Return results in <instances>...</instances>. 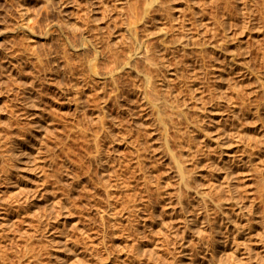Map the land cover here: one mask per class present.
<instances>
[{"label":"rangeland","instance_id":"1","mask_svg":"<svg viewBox=\"0 0 264 264\" xmlns=\"http://www.w3.org/2000/svg\"><path fill=\"white\" fill-rule=\"evenodd\" d=\"M120 1L0 0V264H264V200L261 199V193L264 192L263 127L262 132L259 133H262V135L258 136L257 140L254 139L256 142L253 143V151H261L262 158L254 162L253 165L244 162L247 168L244 172L235 174L230 180V191L222 190L223 202L226 204L227 201L231 203L230 196L234 194L236 195V202H238L237 205L243 207L240 212H236L238 210L236 209L237 205L230 206L227 212L230 219L213 209H210V211L207 209L206 212L204 206L206 203L199 201L196 195L191 192L186 194L182 204L175 198L176 194L180 192L175 164L168 159L166 152L161 151L160 145L163 143V137L160 126L156 125L158 122L156 115L149 108L148 110L147 107L142 106L143 102L139 99V95L133 94L136 98L132 97V94V96L121 97L118 100L121 107L118 105V109L114 107L108 109L109 114L112 112L111 117L113 116L114 124L117 126L113 124L110 127L112 134L109 138L108 135H102L100 138L103 140L98 138V141L101 140L98 142L99 145L105 142L106 146L103 143L104 146L101 145L96 148L92 142L95 139L93 135L98 129V122L96 121L98 112L92 108L95 106L92 99H95V101L100 100L98 99L100 95H97L98 97L95 95L99 93L97 88L100 87V83L98 81L95 82L96 84L94 82H87V84L80 82L77 84H80V87L77 85V87L72 86L74 81H80L81 74L77 71L76 74L74 73V77L66 62L70 59L77 66L81 61H84L88 57L87 53L90 54V50L80 46L81 36L85 34L90 39L94 38L97 33H100V29L101 32L104 29L97 26L105 25L106 27L111 17H114L115 20L114 18L109 20L112 25L108 23L104 33L109 39H115L114 34L111 32L112 29H109L114 22L121 21L118 24H122L125 20L119 19L123 17L118 14ZM142 1L131 0V2L139 4ZM197 1L190 0L188 3V0H173L172 2L173 10L176 11L171 10L174 13L172 18L177 16V20L174 21V24L177 25H175L176 28H179L181 21H185L182 23L186 27L183 31L180 30L181 34L183 32L185 35L183 39L186 38L187 40L189 34L191 36L188 38L194 37V42L201 41L197 37L198 32L200 33L198 36L203 37L200 25L194 27V24H189L188 14L190 15V13L187 12L193 5L197 8L193 10L198 12L201 9V4H203L202 9L206 7V15L203 17L204 19L207 17L209 20H203L210 27L211 15L214 14L215 17L218 16L216 18L223 19L227 11L226 6L230 15L233 12L231 16L233 19L230 20L231 26H229V23L227 24L229 28L225 25V29L228 28V31L220 30L221 26L218 25L219 36L217 37L219 38H213L212 40L209 38L210 34L208 32L207 37L209 40L207 37L204 40L208 45L204 44L207 48H204L203 44H196L199 45L198 47L203 46L204 50L207 49L206 52L204 51L205 53L202 51L204 60L202 58L200 60V57H197V54L193 51L195 56L190 50L195 47V44L191 43L193 38L188 39L190 43L187 45H190L191 48L190 46L186 47L187 54L184 53V57L180 53L186 64L184 63L183 67L181 62V67L178 68L183 69V72L188 70L187 73L189 74L192 73L191 70L196 69L194 72H197L198 77H203L202 80L205 77L204 83H202L203 91L208 92L214 81L213 71L217 73L216 71L221 70L222 66L223 69L225 68L224 61H222L224 59H221L224 53H235L236 57L240 59L244 57L243 55L249 49L250 51H248L246 57L250 63L252 62L250 67L254 69V72L263 76L264 59L260 58L256 52L264 48V20L256 19L254 21V19L251 23L246 21L251 16H248L247 11H244V15L241 11L245 0ZM104 2L110 5L109 8L106 9ZM262 2L264 3V0ZM187 3L192 6L186 8L189 6ZM112 5L115 9L110 10L113 7ZM104 7L105 10H103ZM115 12L118 13L115 14ZM182 12L187 16L185 14H183L184 17L181 16ZM101 14L107 18L110 16V18H102ZM114 14L117 16L115 17ZM187 17L189 22L186 20ZM160 22L159 20L154 21L153 24L156 23V25L151 24L152 28L154 27L159 31L160 27H169L168 24L162 26ZM58 23H66L75 27L76 30L73 27L75 37L72 35L70 37L72 36L71 39L76 41V48H69L64 35L67 31L61 33L57 29ZM168 23L172 22L169 21ZM247 23L248 28L246 27ZM28 25L30 26V32L26 28V26L29 27ZM257 26L261 27L258 28ZM48 28L49 30H47ZM98 28L100 29L97 31ZM107 28L108 31H106ZM189 28H191L190 31H188ZM193 28L197 30L195 31ZM154 29H152L154 32L151 31L153 33L150 36V41L156 42L158 37L161 36V33H159L161 31L157 33ZM222 31H224V36ZM48 32L49 34L46 35ZM191 32H194V34ZM109 35L112 37H109ZM225 36L226 38H223ZM216 39H225L226 42L224 40H221V42H224L225 46H229L228 50L214 52L211 46L216 42ZM210 41L212 42L210 43ZM238 46L246 50L245 53L240 55V51L243 52V50ZM236 48L239 53H237ZM236 50L237 52H234ZM171 59H169L168 65L171 63L170 66L174 64V67L170 68L169 66V70L167 69L168 71H165L164 74L168 76L166 78L167 82V79L172 78V80L169 79V84L173 83L174 87L171 86L170 90L173 91L176 88L173 91V94H176L177 87H179L176 84L177 72L174 71L176 63L175 59ZM190 66L195 67L191 68ZM201 67H205L209 71ZM233 76L237 77L236 80L243 79L245 90L246 88L252 90L249 94L251 96H249L250 100L248 99L251 106L260 101L262 92L258 90L256 84L247 75H240V78L236 74ZM173 77L176 79L173 80ZM124 78L128 79V76L124 75ZM204 88L207 90H204ZM78 90L82 91L78 95L83 99L86 97L85 99L90 100V103L87 101L89 104L85 105L87 114H83L81 110L75 107L76 101L74 102V100L78 97L75 92ZM179 94L184 95L185 102L188 100L186 104L190 105L189 109L194 108L196 103L201 104L193 99L191 102L186 90L182 89V93L179 92ZM179 94L177 95L179 96ZM202 94L207 96V93ZM89 95L91 97H88ZM131 98L134 99V104ZM207 99L208 102H206ZM135 101L140 103H135ZM210 102L207 96L202 104L209 108ZM126 104H130V106L128 107ZM138 105L142 106L143 109H140ZM136 107H138L137 110ZM128 108L131 110L129 111ZM114 109L115 113L118 112V115L116 113L118 118L115 115L116 119L114 117L115 113H113ZM120 109L121 111H119ZM144 109L146 110L144 111ZM189 109L187 110L191 115L193 110ZM135 112H137L136 115ZM146 112L149 115L145 119ZM125 113L126 115H124ZM121 114L122 117H120ZM92 116H95V120ZM208 116H202L203 119L200 121L202 123L200 125L207 130L213 126L214 122ZM90 119L92 120L90 121ZM152 120L153 122L156 121L154 122L155 125ZM140 121L144 122V125H148L143 127V130L141 127L144 125ZM94 123L97 124V129L94 127L95 125L93 126ZM134 124L141 125V127L138 128ZM83 126H85V129L87 128L84 129L85 131L82 129ZM91 129L95 130L92 131L93 138L91 137ZM138 129L140 130L138 131ZM144 130L145 132H142ZM137 132H140L143 137L142 141L144 143L140 146L134 138ZM169 133L171 135L173 131L170 129ZM246 133L251 137H256L255 134L258 131L249 128ZM131 135L134 139L131 138ZM249 136L233 142L229 148L230 152H234L237 158L243 154ZM144 140L147 142L145 143ZM144 145H146V149H143ZM192 145L194 148L201 147L202 152H210L209 149H212L209 144L208 147L204 145V140L199 135L192 139ZM171 146L173 147V145ZM176 147L177 145H174V149H177ZM137 149L139 153L143 151L144 156H142V153L140 154H142V158L144 157L142 159L144 169L139 168L140 166L138 167L136 162ZM105 156L107 157L104 158ZM222 156H224V153H221ZM196 158L199 159V162L202 160L199 167L191 166V170H197L200 175L197 177V188L206 192H215L216 190L211 188L212 185L209 182L211 171H208V159L206 160V156L201 157L199 153L196 154ZM103 163L106 167L102 165ZM229 164L231 163L226 161L225 166ZM137 167L138 171L136 170ZM146 170L148 171L144 178L143 171L146 172ZM133 174L135 175L132 176ZM146 176L148 177L146 178ZM145 181L147 182L145 183ZM158 183H160V186H158ZM134 190L136 193L132 192ZM126 203H128L127 206ZM227 205H225L226 208ZM226 208L224 209L226 210ZM235 214H237V217H235ZM232 219L246 222L243 227L245 228L244 231L238 233L237 242H239V245L236 251L231 252L229 246H224V248L221 247V251L218 252L216 257H210V249L215 244L213 239L219 235L223 236L227 231L223 228V224H232ZM219 222L222 227L221 230H217Z\"/></svg>","mask_w":264,"mask_h":264},{"label":"bare ground","instance_id":"2","mask_svg":"<svg viewBox=\"0 0 264 264\" xmlns=\"http://www.w3.org/2000/svg\"><path fill=\"white\" fill-rule=\"evenodd\" d=\"M189 1L190 0H188V3H189ZM245 1H244V3L242 2L243 7H241V8L243 10H241V11L243 12V15H244V11H247V13H249L248 16L249 17L251 16L248 20L246 19V21H248V23L249 22L251 23V21L254 19H255L254 21H256V19H263L264 20V3L262 2V0H245ZM120 2L121 3L118 4V6H120L119 7V9H120L119 13L115 12V14L116 13L120 14V17L121 16H123V17H121L119 19L120 20L125 19V20H123L122 24H118L121 21H119L118 23L114 22L113 26L109 29V30L112 29L111 32L114 34L113 36L115 39L114 40L109 39L108 36L105 35V33H104L105 32L104 29L106 27H108L107 26L108 23L110 24L109 20L112 18V17L110 18V16L108 15L109 16L108 18H110V19L108 20L106 27H105V25L104 26L103 25L97 26L100 28L103 27L104 28V29H102L103 32H101L100 31L101 29L98 28L96 30L98 31L100 29L99 30L100 33H97V34L95 33L96 35L94 38L92 37V39H90V37L88 38L87 37L88 35L85 36V34L82 35L80 38V41H79V43L81 44L80 46H82V48L84 47L85 49L87 48V50L88 49L90 50V54L86 52L88 54V57L86 59H84V57H83L84 61H81V63L77 66L70 59L69 60L67 59L68 61L66 62L68 68L71 70L70 71L71 74H73L74 77H75V74L77 73V71H78V73L81 74L80 81H77V82L74 81V84H72V86L73 85L76 86L80 82L81 83L83 82V84H87V82H89V83L94 82V84H96L95 82L98 81L100 83V87L97 85V87H99V88H97V89H99V93L95 94L96 96L100 95V98H98L100 100L95 101V99L90 98V99H92L93 103L95 102V104H94L95 106L92 107L93 110L98 112L97 114L95 112L96 121L98 122V125L95 123L93 124V126L95 125L94 127H96V125H97L98 129L96 127L97 130L93 135L95 137V139H94V141L92 140V142L94 143L96 148H98L103 143L105 144V142L102 141L103 143L101 145H99L98 142H100L101 140L98 141L99 140L98 138L102 137V135H105V136L108 135V138H109V136H111L110 134H112L110 127L115 123L114 122L115 120L113 121L114 118H112L113 116L111 117L112 112H110V114H109L108 109L110 110V107L111 108L114 107V108L118 109L119 106L121 105V104L120 105L118 104V102H119L118 100L121 97L122 98L127 97V95L129 96L131 94L132 95L133 94L139 95L140 96L139 99H141L143 102L142 106L145 108L147 107L146 109L149 108L150 111L155 113L154 115H156V119L158 121L156 123V125L158 124L160 126L159 128H161L160 130L162 131L161 134L163 137V143H161V145H160L161 151L163 150L164 152H166L168 154V159L172 160L175 164L176 171L178 174V184H179V190H180V192L176 194L177 196L175 198L179 201L180 204H182V202L185 199L186 194L191 192V193L196 195V198L199 201L201 200V201H203V203H206V204H204V206L206 207V212H207V209H209V211H210V209H213L216 212L218 211V213H220V214L222 213V214L226 215L225 217L227 219H230V217L227 216V212L230 209V206H234V204L237 205L238 202H236V199H235L236 195L233 194L230 196V199L232 200V201H230L231 203H229L227 201V204H228L227 205L225 202H223L222 190L226 189L227 191H230V186H231L230 180L234 177L235 174L236 175L240 174V173L244 172L245 169L247 168L244 165V162L245 163L247 162L248 164L253 165L254 162H256L257 160L259 161L263 156L261 151H259V150L257 152L253 151V148H254L253 143L256 142L254 139L257 140V137L262 135V133L261 134H259V133L262 132V130H263L262 127L264 128V75L262 76L261 74L254 72L253 71L254 69L250 67L251 66L250 64L252 62L250 63L246 57V54L248 55V51H250L249 49L247 50V53L245 55H243L244 57L240 56L241 57L240 59H238L236 57L235 53H227L226 52V53H224V56L221 54L223 56V58L221 57V59H224L222 61H224L225 68L223 69V66L221 65L222 68H221V70L218 69L219 71H216L217 73H215V71H213V73L211 72L212 74H214V77H213L214 81L212 80L213 83L211 84V87L210 88L208 87L209 88L208 92L203 91V84L202 83H204L203 80L205 79V77L203 80H202L203 77L202 78L200 76L198 77L196 75L197 72L196 73L194 72L196 69L191 70L192 73L189 74V73H187L188 70H187V72H183L182 71L183 69L180 70L178 67L180 66L181 62H182V65L185 63L183 60V57L185 55L184 53L187 54V52H186L187 48L186 47L190 46V45H187L190 43L189 42L190 40H188V39L193 38L192 39L193 41H191V43L193 45L195 44V47L193 46L194 48H192L190 50L192 52L194 51L197 54V57L198 56L200 57L199 58L200 60H201V58H202V60H204L203 52L204 51L206 52L207 49L204 50L202 48L203 46L198 47L199 45H196V44L199 43L200 45H202V44L206 45L204 40L208 36L207 35L208 32L210 34L209 38H211L212 40H213V38H219V37H217V36H219L218 35L219 34L218 25L222 27V28L220 27V30L223 29V30L228 31L227 29L229 27L227 26V24L228 23L230 24V20L232 18L231 16H232L233 12L230 15V12H228V8L226 6L227 11L225 12V16L223 19L222 18H216L218 16L215 17L214 14L211 15V27H210L209 24L204 22L205 19L209 20V18L206 17L204 19V17H203L204 15H206L205 11H207V10H205L206 9L205 6H204L205 8H203L204 10L202 9L203 4H201V6H200L201 9L199 7V9H200L199 12L196 10H193L194 8H196V7H193L194 5L192 6L190 4L192 6V7H190V5L187 3V5H189V6H187V7H186V5L183 6L184 8L185 7L191 8V9L190 8L188 9V12L186 11L187 13H190V15L188 14L190 22L188 20V17L186 19V20H188L187 22H189L190 25L194 24V27H197V25L201 26V30H202L201 33H203V37L198 36L200 34L198 32L197 37H199L201 39V41H198V42L195 41L194 42V37L188 38L189 36H191L189 34L187 36V40H186V38L183 39V37L185 35L183 34V32L181 34L180 30L183 31L184 28L186 27V25L183 24L185 21L184 22L179 21L180 26H179V28H176L177 25L174 24V21L177 20V16H175L176 19H175V17L172 18V16L174 15V13H172V11L173 12L175 11V10H173L174 7L172 6L173 0H143L142 3H140V4L137 2L133 3V2H131V0H122ZM197 2L199 3V1H197ZM102 3H103V1L101 2V4ZM106 4H108V3L104 2V6L107 9V8H109L108 6H110V5L109 4L106 5ZM105 7L103 8V10H105ZM113 7L110 10L115 9V7L114 8ZM98 8H99V6H98ZM116 8H118V7H116ZM181 9L182 8H180V10ZM223 9H224V5H223ZM96 10H98V9H96ZM100 10H101V8H100ZM103 10H102V13H103ZM117 10H114V11H117ZM180 10H178V11H180ZM93 11H94V9H93ZM107 11H109V10H107ZM107 11H105V12H107ZM181 11H183V10H181ZM92 13H94V12H92ZM109 13H110V11H109ZM109 13H107V14H109ZM115 14H114V16L116 17L117 15H115ZM183 14H185V13L182 12L181 16L184 17ZM210 14H212V13H210ZM210 14H208V15H210ZM245 14H246V12H245ZM101 15L103 16V14H101ZM185 15L187 16V14H185ZM252 15H253V17H252ZM111 16H113V15H111ZM102 18H107V17L103 16ZM219 19H222V20H219ZM114 20H115V18H114ZM156 20H159V22L161 21L160 23L162 24V26H164L163 24H166V25L168 24L169 27L168 28L157 27V28H159V31H161V32H159L155 28L157 33L158 32L161 33V36H159L158 40H156V42H154V41H150V36L154 32L152 30V29H154V27L152 28L151 24H153V22ZM166 20H169L172 23H168L169 21L166 23L165 22ZM263 20H261V22H263ZM244 22H245V20H244ZM248 23L246 24V27L248 26ZM110 25H112V24H110ZM154 25H156V23L153 24V26ZM207 25H209V26H207ZM225 25H226V27H228L227 29H225ZM263 25H261V26H263ZM229 26H231V24ZM23 27H25V26H23ZM57 27H58L57 29L61 33L64 31H67V33L65 32V34H64L66 37L65 39H66L67 45L69 46V48L74 49V47L76 46V41L71 39V37L72 36L75 37V33H74L76 30L75 27L68 25L66 23H64V24L58 23ZM73 27L75 30L73 29ZM95 27H94V29H95ZM190 27H192V26H190ZM257 27L260 28L259 26H257ZM26 28L28 29L29 32L31 31L30 26L29 27L26 26ZM180 28H182V29H180ZM190 29L191 28H189L188 31H190ZM194 29L195 28H193V30ZM47 30H49V28ZM186 30L187 29H185V31ZM196 30L197 29H195V31ZM106 31H108V28L106 29ZM151 31H153V32H151ZM194 32H191V33L194 34ZM223 32L224 31H222V35H223ZM187 33H185V34L187 35ZM225 33H227V32H225ZM47 34H49V32L46 33V35ZM70 35H72V36L70 37ZM91 36H93V35H91ZM110 36L111 35H109V37ZM220 36H221V34H220ZM223 38H226V36ZM78 39H77V41H78ZM207 39H208V37H207ZM221 40L225 41V39H219V40L216 39V42L213 43L212 46L210 45L212 50H214V52H216L217 50H228L227 48L229 46H225L224 42H221ZM211 42L212 41H210V43ZM205 45H204V48L206 46H208V45H206V46ZM242 47H244V46H242ZM190 48H191V46H190ZM85 49H83V50H85ZM240 49H242V48H240ZM244 49H245V47H244ZM233 50H235V49H233ZM237 50L234 52H237ZM191 51H190V54L192 53ZM244 51H246V50H243V52L240 51V55L245 53ZM73 52H74V50H73ZM230 52H231V49H230ZM180 53H182L183 57ZM195 53H194V55H195ZM237 53H239V50ZM256 54L260 58L264 59V48L262 50H260L259 52H256ZM188 56H190V55H188ZM205 56L207 57V55H205ZM67 58H68V56H67ZM171 58H174L175 63H176V68H174V71L177 72L176 73V76H177L176 84L179 86V87H177L178 91H176L177 92L176 94H173L174 93L173 91L176 88L173 91L170 90L171 86L174 87V85H172L173 83L169 84V79L172 80V78L167 79L168 80V82H167L166 78L168 76L167 75L165 76V74H164L165 71L169 70L168 67L171 65V63H170V65H168L169 64L168 61ZM212 58H214V57H212ZM174 59H171V60H174ZM216 59H218V58H216ZM213 60H215V59H213ZM173 65L170 66V68L174 67ZM184 65H183V67H184ZM204 65L206 66L205 63H204ZM194 67L195 66H193L191 68H194ZM196 67H197V65H196ZM202 69H205V67ZM198 70H200V69L198 68ZM205 70L207 71L208 69H205ZM191 71H189V72H191ZM175 72H173V73H175ZM208 74H209V72H208ZM235 74L238 76V78H240L239 77L240 75H243V76L247 75L248 78H250L251 81L256 84V87L258 88V90L260 92H262L261 99L259 102L257 101L256 104L251 106L250 102H248V99L250 96L249 94H251L252 90L249 88H246V87H245L246 88V90H245L243 88V85L245 86V83H243L244 81H242L243 79L236 80L237 77L235 78V76H233ZM124 75L128 76V79H125ZM168 75H169V73H168ZM200 75H201V72H200ZM204 75H206V74H204ZM187 78H188V80H186ZM175 79L176 78H174L173 80H175ZM199 79H201L202 82ZM209 80H211V79H209ZM206 83L208 84V81ZM77 86L80 87V84ZM81 86H83V85H81ZM76 87H75V89H77ZM94 87H95V85H94ZM182 89L188 91V95H189L188 97H189V99L191 98V100H190L191 102L193 99L196 102H200L201 103L200 105H203V106H200L196 103L197 105L195 104L194 108L189 109L190 105L188 106L186 104L188 101L187 100L188 98L186 99L187 101L185 102V100H184L185 97H183L184 95L182 96V94H179V92L182 93ZM204 90H207V89L204 88ZM94 91H97V90H94ZM80 92H82V91L81 90L76 91L75 95H78ZM91 92H88V93L90 94ZM202 93H207V96L209 97V102L211 101L209 103L210 107L208 106L209 108L205 107L204 106L205 104H202V103H204L205 97L207 98V96L203 95ZM177 94H179V96ZM94 96H92V97H94ZM185 96H187V95H185ZM88 97H91V95H89ZM132 97L136 98L134 95ZM85 98L86 97H84V99ZM75 99L76 100L73 99L74 102L76 101L75 107L77 109L81 110L83 114H87V111H86L87 107H85V105H88L90 103V100L89 99L84 100L80 95H78V97H76ZM98 99L96 98V100H98ZM132 99L133 98H131V100ZM125 101H127V100H125ZM194 101H193V103H194ZM201 101H203V102H201ZM131 102H128V103H131ZM136 102H139V101H135V103ZM206 102H208V99L206 100ZM120 103H121V101H120ZM193 103H192V105H193ZM133 104H134V99H133ZM127 105L128 104H126V106ZM129 106H130V104L128 105V107ZM142 106H139L140 109L141 108L143 109ZM131 108H133V107L131 106ZM137 108L138 107H136V110H137ZM128 109H129V111L131 110L130 108H128ZM146 109H144V111ZM187 109H189V110L192 109L193 113L191 112L192 114L189 115L190 112H188ZM122 110H124V109L122 108ZM119 111H121V109ZM150 111H149V113L151 114ZM92 112H94V111H92ZM128 112H127V114L129 115ZM138 112H139V110H138ZM205 112L209 114L210 120H214L213 126L209 130H207L202 125H200V123H201L200 121H202V119H203L202 116H204V117L208 116V114L206 115ZM113 113H115V109H114ZM116 113L118 115V112H116ZM116 113L114 114V117H115ZM136 113L137 112H135V115H136ZM144 114H145V112H144ZM144 114H143V116H144ZM117 115H116V117L118 118ZM119 115H120V113H119ZM124 115H126V113ZM138 115H139V113H138ZM147 115H149V114L147 113L146 116H144V118L147 117ZM116 117H115V119H116ZM120 117H122V114ZM140 119H142V118H140ZM145 119H144V121H145ZM153 119H154V117H153ZM91 120L92 119H90V121ZM94 120H95V118H94ZM94 120L92 121V123L94 122ZM138 121H136V122H138ZM152 122H153V120H152ZM154 122H156V121H154ZM154 122H153V124L155 125ZM141 123L144 125V122H141ZM87 125H86V127H87ZM138 125H139V123H138ZM90 126H92V125H90ZM115 126H117V125H115ZM120 126H122V125H120ZM134 126H136L138 128L141 127V125L137 126L136 124H134ZM145 126L147 127L148 125L145 124L144 126H142L141 127L142 130H143V127H145ZM80 128H82V127H80ZM249 128L250 129L253 128L254 130L258 131V133L255 134L256 137H251V136L247 135L246 132H248ZM82 129L84 130L85 126H83ZM94 129H91V137L93 134L92 131ZM170 129H171V131H173V133H171V135L169 133ZM130 130H132V129H130ZM139 130L140 129H138V131ZM84 131H81V132L84 133ZM149 131L152 132L151 130H149ZM130 132H132V131H130ZM140 132H137L136 133L137 135L135 134L136 137L133 136L134 138H136V141L139 142V143H137V144H139V146H140V144L144 143L142 141L143 137H142V134ZM142 132H145V130ZM87 134H89V133H87ZM100 134H101V136H100ZM147 134H148V132H147ZM197 135L201 136V138L204 140V145H207V147H208V144H209L210 148H212V149L208 148L209 150H211L210 152L209 151L202 152V150L200 149L201 147L200 148H198V147L194 148L193 147L192 139H194ZM245 136H249L247 143H245L246 148L242 152L243 154L237 158L236 154L234 152L233 153L230 152L229 148L231 147L233 142H237L242 137L245 138ZM131 138H132V135H131ZM134 138H132V139H134ZM144 138H146V137H144ZM100 139H102V138H100ZM146 142L147 141H145V143ZM172 143H174V144H172ZM171 145H173V147ZM174 145H177V147H176L177 149H174ZM102 146H104V145H102ZM105 146H106V144H105ZM145 146L146 145H144V147ZM142 147H140V148H142ZM144 147H143V149L147 148V147H145V148ZM148 148H150V147H148ZM156 148L158 149L157 146H156ZM183 148H184V150H183ZM138 149H137V152L139 151ZM140 151H142V149H140ZM97 152H98V150H97ZM140 153L143 154V151ZM140 153L138 152L136 154L135 159L137 160L136 162L138 164V167L140 166L139 168H143L142 159L144 157L142 158V156H144V154L142 155ZM198 153L201 154V157L204 158L206 156V160L208 159L207 163H208L209 169H208V167H207V169H208V171H211L210 172L211 173V180H209V182L212 185L211 188L216 190L213 193L212 192H206L202 189L200 190L196 186V185H198L197 177L200 175L198 174L197 170L192 171L191 166L194 165L193 167H197V166L199 167L200 162H202V160L199 162V159L196 158V154H198ZM221 153H224V156L221 157ZM98 154H100V153H98ZM225 155H226V158H225ZM106 157L107 156H105L104 158H106ZM107 160H108V158L106 159V162H107ZM102 161H104V160H102ZM204 161H205V159H204ZM226 161H229L231 164L225 166ZM143 163H145V162H143ZM104 164L105 163H103L102 165L104 166ZM108 164H109V162H108ZM141 164H142V167H141ZM104 167H106V165ZM138 167L136 169L137 171H138ZM108 171H109V169H108ZM147 171L148 170H146V172L143 171V173H144L143 177L145 175H147ZM193 172L196 174H194ZM149 174H151V173H149ZM134 175L135 174H133L132 176H134ZM156 176H155V178H156ZM147 177L148 176H146V178ZM158 177H159V175H158ZM133 178H135V177H133ZM147 181H145V183ZM159 184L160 183H158V186H160ZM132 186H130V187H132ZM224 186H225V188H224ZM233 186L236 187L235 185H233ZM124 187H126V186L124 185ZM131 189H133V188H131ZM135 190L132 192L136 193L137 190L136 191ZM235 194H236V192H235ZM162 195H165V194H162ZM167 195H168V193H167ZM159 196L161 197V194ZM168 196H166V198H168ZM261 199L264 200V192L261 193ZM127 204L128 203H126V206H127ZM224 204L227 205V208ZM224 208H226V210ZM236 209H238L236 212H240L241 209H243V207L237 205ZM236 215L237 214H235V217H237ZM229 223H231V222H229ZM245 224H246V222L237 221V219L236 220L232 219V224H230V225L228 223L223 224V228L227 231H225L223 236L219 235L215 239H213V241L215 240L214 241L215 244L210 249L209 256L212 258L216 257L218 252L221 251V247L224 248V246H229V249L231 252L236 251V249L239 245V242H237L238 241V238H237L238 233L240 231H244L245 228H243V227ZM221 229H222V227L220 226V222H219V224H217V230H221ZM217 233H218V231H217Z\"/></svg>","mask_w":264,"mask_h":264}]
</instances>
